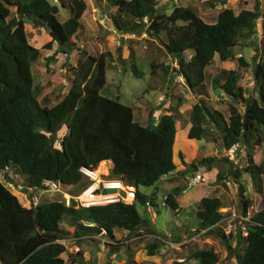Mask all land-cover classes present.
Masks as SVG:
<instances>
[{"label": "trees", "instance_id": "16d2710c", "mask_svg": "<svg viewBox=\"0 0 264 264\" xmlns=\"http://www.w3.org/2000/svg\"><path fill=\"white\" fill-rule=\"evenodd\" d=\"M94 1L109 13L118 31L145 33L157 38L176 62L177 75L183 79L187 90L199 95L189 109L187 138L203 137L206 122L212 140L220 141L221 150L235 143L243 144L245 165L240 170H232L223 163L225 158L216 155H206L197 161L208 168L213 163H222L234 178L241 172L250 178L259 205L250 210L246 220H241L246 234L240 230L224 234L219 225L224 216L219 210L222 202L217 196L199 199L196 230L210 227L206 232L223 241L226 255L235 258L237 264H264V160H254L255 149L264 140V61L253 67L256 97H245L242 75L236 69L220 68L211 76L216 89L243 104L242 113L230 103L225 116L220 110L209 107L202 97L207 92L205 69L213 58L228 59L233 55L236 41L255 32L256 19L262 18L264 22L259 1L256 0L251 9L242 8L238 12L224 7L211 23L203 21L190 6L177 4L181 0H165L171 4L169 12L158 8L160 0ZM59 3L58 6L49 0H0V173L12 185L19 183L10 177L9 170L21 175L24 191L57 182L75 196L88 183L80 168H95L101 161L109 160L112 163L109 177L133 184L136 198L132 203L118 201L89 207L65 205L62 198L42 200L26 207L0 181V264H73L61 257L66 247L56 239L71 233L84 234L78 229L82 222L94 223L108 235H112L114 228L135 232L144 222L136 203L144 204L150 199L138 187L152 186L175 169L173 145L177 124L174 114L162 113L156 124L151 125L150 119L156 116L150 112L147 124H142L134 118L132 107L100 94L106 82L105 62L111 60L109 51L98 55L83 51L84 57L76 65L68 66L72 73L68 90L54 104H50L47 95L38 99L40 87L33 84L30 66L40 52L27 41L24 18L31 19L33 26L48 34L44 48L57 46L50 57L58 52L66 53L76 47L71 38L81 25L86 3L84 0H60ZM59 7L69 11L63 21L57 18ZM109 7L113 10H108ZM186 50L191 51L188 58ZM238 61L247 66L242 57L239 56ZM151 67L156 66L151 63ZM170 67L169 64L163 66L164 73H168ZM133 70L137 76L143 74L134 66ZM62 129L65 132L59 146H55L53 136ZM194 164L189 165L190 170ZM226 177L223 171H217L216 181ZM236 184L239 192L244 189L240 182ZM180 191L177 186L167 192L166 203L175 211L178 207L175 197ZM239 201L241 214L245 215L249 211V199L245 197L243 201L241 197ZM62 220H67L73 230L60 226ZM233 237L235 243L231 245ZM158 247L159 243L154 242L145 249L147 254H154ZM189 257L197 264L220 261L219 253L213 248L194 249ZM183 262L173 260L171 264ZM127 264L140 263L129 259Z\"/></svg>", "mask_w": 264, "mask_h": 264}, {"label": "rangeland", "instance_id": "374dc122", "mask_svg": "<svg viewBox=\"0 0 264 264\" xmlns=\"http://www.w3.org/2000/svg\"><path fill=\"white\" fill-rule=\"evenodd\" d=\"M51 3L60 5V0H49ZM86 8L82 14L81 25L79 26L76 35L71 38L76 44L72 50L68 49L66 53L58 52L54 57H50L56 50L57 46L52 45L51 48H44L43 44L48 41L49 36L42 28L33 26L32 23L24 22L25 33L27 41L30 45L38 48L39 56L31 61V73L33 84L40 87L38 99L47 95L54 104L59 97H61L69 88L71 84L72 73L68 69L69 65H76L79 59L84 56L82 52L92 55H98L102 51H109L111 60L105 62V84L100 89V94L113 98L126 104L134 110V117L142 124H147V118L150 112L155 114V118H151V123L156 124L161 113L172 112L177 124L176 143L174 145L173 162L175 167L183 165L182 159L177 154V150L181 151L184 162H187L185 169L189 172L190 164L195 163L197 166L195 172L202 174L204 180L187 187V179L191 177L194 172L188 174V178L181 181L183 191H180L176 198L181 205L178 211L173 210L168 204H161L162 195L170 190V180L167 176H162L152 186H139L138 190L150 198L154 214L148 212L144 204L136 203V209L142 219L150 222L151 229L157 233L166 236L167 233L174 234L176 231L182 233L189 232L192 228L198 225L196 217V210L198 203H196L199 196L217 195L223 200V205L219 208L221 212L226 214L241 213L240 198L243 196L249 198L250 206L248 210H255L259 205V197L252 188L250 178L241 172L239 177L234 178L231 170L226 168L222 163H213L211 171L207 170L206 164L199 163L197 160L206 155H216L221 152V143L215 142L206 148L209 151H204V138L211 139L209 128L204 122L205 133L204 136L197 139H189L186 135L187 114L189 113L190 105L196 101V94L187 90L183 79L177 75V64L166 53L163 44L153 37H149L145 33L128 34L118 31L111 21L109 13L102 10L94 0H84ZM256 0H181L177 4L180 6H190L196 14L205 22H214L217 13L224 7H230L235 12L242 8L251 9ZM260 8L264 14V0H258ZM107 3V2H106ZM165 7V8H164ZM171 4L166 3L165 0H160L158 8L161 10L170 11ZM164 8V9H163ZM108 10H113L109 7ZM69 16V11L59 7L58 20L63 21ZM264 22L262 18L256 19L255 32L246 39H238L232 49L233 55L224 61H220L217 56L211 61L205 69V79L207 92L202 97L206 100L207 105L211 108L215 107L220 110L225 116L228 114V104L234 103L238 110L242 113L244 111L241 102H235L231 97L216 89L211 83V76L220 68L236 69L242 75L241 84L244 86L245 97H256V90L253 83V67L257 62L264 61ZM191 51L186 50L185 55L188 58ZM242 57L247 66L239 64L238 57ZM151 63L156 67L152 69ZM169 64L171 69L168 73H164L162 67ZM136 67L143 74L137 76L134 74ZM219 66V67H218ZM152 70L154 73H152ZM179 107L182 109L183 115L177 112ZM156 112V113H155ZM151 114V115H152ZM181 117V118H179ZM182 123V124H181ZM145 124V125H146ZM183 125L184 128H181ZM65 130L62 129L58 134L53 136V143L59 146V139ZM218 137V134H216ZM213 149V150H212ZM198 153V154H197ZM195 156L191 159L190 157ZM225 158V157H223ZM256 162L264 160V140L255 149ZM223 163L229 165L232 170L241 169L245 165V150L243 144L240 143L233 160L225 158ZM105 168V164L102 167ZM223 171L227 176L222 181H216L217 171ZM10 177H12L19 185H11L3 178L0 173V181L14 193L22 205L28 206L27 197L24 196L23 189L20 190L22 184V176L18 173H12L9 170ZM242 185V193L239 192L238 184ZM179 185V186H181ZM219 185L214 188H209ZM264 185V183H263ZM20 186V187H18ZM208 188L210 190H208ZM224 188V189H223ZM65 191V188H62ZM226 189V190H225ZM208 190V192H206ZM154 193L153 197L151 196ZM64 198L61 192L48 191L41 196V200H59ZM199 202V201H198ZM230 206V208H229ZM233 206L235 210H233ZM232 207V208H231ZM230 219L225 218L221 222V227L228 225ZM233 223V220L231 221ZM68 224L67 220H62L60 226L64 227ZM114 235H120L121 229L114 228ZM195 231H193L194 233ZM74 234L63 237V244L66 247L65 258L68 260L72 256L79 257L74 252L76 246L82 245L88 250L89 264L92 256L95 257L99 253L97 241L72 239ZM188 237V236H187ZM71 239V240H70ZM172 239V238H170ZM235 238L233 237L230 244L233 245ZM122 248V247H121ZM121 248H118L119 251ZM213 248L222 257L218 264H237L235 258L228 257L227 250L223 241L216 235L208 232L199 235L195 240H189L177 247V252L172 251V256H185L183 264H196L194 258H190L189 254L194 249ZM129 250L125 247L124 250L115 254V258L111 264H127L131 256L128 255ZM158 253V252H157ZM161 254V253H160ZM160 254H157L160 256ZM167 257V256H166ZM142 259V258H141ZM82 263V262H81ZM140 264H148L147 261L139 262Z\"/></svg>", "mask_w": 264, "mask_h": 264}, {"label": "built area", "instance_id": "2783aa9c", "mask_svg": "<svg viewBox=\"0 0 264 264\" xmlns=\"http://www.w3.org/2000/svg\"><path fill=\"white\" fill-rule=\"evenodd\" d=\"M239 145L237 143L231 145L227 150L220 154V156H224L229 160H233L235 157V152L237 151ZM109 167L106 169L105 173L100 172L97 168H88L81 167V174L87 178L88 183L85 185L80 192L73 196L66 191H64L61 186L57 182H51L46 187H40L36 189H30L29 191L23 190V195L27 197L28 207L35 206L37 203L41 202V196L48 191H58L61 192L64 197L65 205H69L72 200H76L78 206L89 207L94 205H103L108 203H113L117 201H122L124 203H131L136 198V188L133 184H127L121 179L118 178H110L107 176ZM188 178V177H187ZM203 176L195 172L191 177L187 179V187L196 184L200 181H203ZM12 185V184H11ZM20 187V186H18ZM22 186L20 190L22 191ZM103 189H114V191H106L103 192ZM167 194L162 195L161 204H166ZM146 210L152 214H154L153 206L151 200L148 199L144 203ZM249 217V212L245 215L242 214H229L227 217H222L219 222L225 220V218L233 220V223L228 221V225L222 227L225 234L230 232H236L238 230L244 235L246 234L245 228L241 223V220H246ZM210 227L201 229L196 234L192 235L184 239L181 243L174 244L170 239L172 237L171 233H167L166 236H163L155 231L147 232L145 235L152 240H155L159 243V247L157 251L159 253H164L168 247L172 246H180L181 244L189 241L195 240L199 235L206 232ZM72 239H83V240H91L97 241L98 249L102 252L114 253L118 248L124 247L129 243V239L125 235H108L103 230V233H84L72 237ZM71 240V239H70ZM56 241L63 242L64 239H56ZM178 261H182L183 258H178Z\"/></svg>", "mask_w": 264, "mask_h": 264}, {"label": "crops", "instance_id": "0c3cea01", "mask_svg": "<svg viewBox=\"0 0 264 264\" xmlns=\"http://www.w3.org/2000/svg\"><path fill=\"white\" fill-rule=\"evenodd\" d=\"M209 65H211V63L209 64ZM219 67V66H218ZM225 68V67H224ZM227 69V68H226ZM199 97V95H197V97H196V100H197V98ZM206 101V100H205ZM192 103H194V102H192ZM207 103V102H206ZM191 106V105H190ZM213 108H215V107H213ZM181 108L179 107V110H178V114L179 115H183V112H181V110H180ZM133 112H134V110H133ZM156 113V112H155ZM162 114V113H161ZM153 116H155V114L153 115ZM188 116H189V113L187 114V125H186V134H187V130H188V128H189V125H190V123H189V118H188ZM135 118V117H134ZM179 118H181V117H179ZM150 121H151V119H150ZM149 121V123L151 124V125H153V123H151ZM182 124V123H181ZM181 128H184L183 127V125H181ZM177 133V132H176ZM202 138V137H201ZM200 138V139H201ZM210 138H211V136H210ZM204 140H205V143L203 144V146H205L204 147V149H203V152L204 151H209L207 148H206V145L207 146H209V145H211V143L213 142L214 143V141L212 140V138L211 139H206V138H204ZM220 141H217V142H215V144L216 143H219ZM175 143H176V134H175V140H174V145H175ZM174 145H173V157H174ZM213 150V149H212ZM177 154L178 155H180L179 157L182 159V162H183V165L181 166V167H175V169L172 171V172H170L169 174H167V175H164V176H167L168 178V180H170V189L171 188H173V187H179L180 189H181V191H183L184 189H185V187H182V185L180 184L181 183V181L182 180H184L187 176H188V174L190 173V172H192V171H196L197 169H199L198 167H197V169H192V171H188V170H186L185 169V165H186V163H188L189 162V160H187V162H184V159H183V156H182V154H181V151L178 149L177 150ZM198 154V153H197ZM193 157H195V156H192V157H190L189 159H191V158H193ZM254 160H255V162H256V159H255V154H254ZM104 164H105V168L103 169L102 167L104 166ZM106 167H111V162L110 161H102L101 162V165H98V170L100 171V172H105L106 171ZM212 169H214V167H209V168H207V170H209V171H211ZM179 185H181V186H179ZM217 186H219V185H215V186H212V187H209V188H214V187H217ZM208 188V190H210ZM224 189V188H223ZM208 190L206 191V192H208ZM226 190V189H225ZM166 192H168V190L166 191ZM207 196H209V195H207ZM210 196H217V197H219V194H217V195H210ZM201 197H203V196H199L198 197V199H197V201H196V203H198V201H199V199L201 198ZM176 198V197H175ZM220 198V200H221V202H222V205H223V200L221 199V197H219ZM249 199V198H248ZM176 202H177V204H178V207H177V211L180 209V207H181V205L179 204V201H178V199L176 198ZM229 208H230V206H229ZM232 208V207H231ZM233 210H235V207L233 206ZM196 212V211H195ZM144 220V222L142 223V226H141V228H139L138 230H136L135 232H127V231H125V230H122V233L120 234V235H125V236H127L128 237V239H129V243L126 245V246H124V247H122L119 251H122V250H124L125 249V247L129 250V253H128V255L129 256H131V258L130 259H134L135 261H137V262H142V261H147L148 262V264H169V263H171L173 260H176L177 258H185V256H181V255H176V256H172V251L174 252V251H176L177 252V247L178 246H170V247H168L167 248V250L164 252V253H157V251H156V249H155V253L154 254H147V252H146V249H145V246L147 245V244H152V243H154V241L152 240V239H150L149 237H147L145 234L147 233V232H152V231H155V230H153V229H151L152 227L150 226V222L148 221V220H146V219H143ZM198 226V225H197ZM64 228H66V229H69V230H72V227L70 226V225H68V224H65L64 225ZM197 228V227H196ZM196 228H192L189 232H187V231H183L182 233H178L177 231H176V233H174L173 234V236H172V242L174 243V244H177V243H181L182 241H184V239H186L187 238V236H191V235H193V231L196 229ZM234 243H235V241H234ZM79 250V252H80V254H79V257L77 258V257H74V256H72L70 259H69V261H72L73 262V264H89L88 263V261L90 260L89 259V257H88V250L87 249H85V248H83L82 247V245H80V246H76L75 247V254L77 255V251ZM119 251H117V252H114V253H109V252H102V251H100L99 250V253H98V255L97 256H95V257H93L92 256V258H91V261H94V263L93 264H104V261H105V257H109L110 258V261H109V264H111V262L113 261V259L115 258V254H117ZM157 254H160V256L159 255H157ZM167 256V257H166ZM61 257L63 258V259H66L65 258V252L64 253H62L61 254ZM142 258V259H141ZM222 257H220V259H221ZM235 260V259H234ZM236 261V260H235ZM82 262V263H81ZM197 264V263H196Z\"/></svg>", "mask_w": 264, "mask_h": 264}, {"label": "water", "instance_id": "95a60500", "mask_svg": "<svg viewBox=\"0 0 264 264\" xmlns=\"http://www.w3.org/2000/svg\"><path fill=\"white\" fill-rule=\"evenodd\" d=\"M24 22L32 23V20L25 17ZM194 169H197V166L194 165ZM106 191H114V189H103V192H106ZM241 193H242V189H241ZM242 199L243 201L245 200V197L243 195H242ZM76 204H77L76 200H72V205L75 206ZM78 229L84 232H88V233H97V234L103 233L102 228L98 227L96 224L87 223V222L80 223L78 225ZM109 261H110V258L108 256L105 257L104 264H109Z\"/></svg>", "mask_w": 264, "mask_h": 264}, {"label": "clouds", "instance_id": "9594fccd", "mask_svg": "<svg viewBox=\"0 0 264 264\" xmlns=\"http://www.w3.org/2000/svg\"><path fill=\"white\" fill-rule=\"evenodd\" d=\"M55 1H56V0H55ZM237 144L240 145V143H237ZM226 150H227V149H226ZM224 151H225V150H224ZM224 151L221 150L220 154L223 153ZM220 154H218V157H224V156H220ZM225 158H226V157H225ZM227 159H228V158H227ZM108 161H109V160H108ZM101 162H102V161H101ZM110 162H111V161H110ZM99 164H100V163H99ZM99 164H98V165H99ZM111 166H112V163H111ZM95 168L98 169V166L95 167ZM107 168H108V167H106V169H107ZM110 168H111V167H110ZM110 168H109V170H108V174H109ZM105 172H106V171H105ZM105 172H102V173H105ZM193 172L195 173V171H193ZM108 174H107V176L109 177ZM201 175H202V174H201ZM110 178H112V177H110ZM186 178H187V177H186ZM118 179H119V178H118ZM122 181H123V180H122ZM135 188H136V187H135ZM79 192H80V191H79ZM67 193H68V192H67ZM164 194H167V192L164 193ZM244 197H245V196H244ZM63 199H64V198H63ZM41 201H42V200H41ZM117 202H118V201H117ZM121 202H122V201H121ZM20 203H21V202H20ZM123 203H124V202H123ZM131 203H132V202H131ZM71 204H72V202H71ZM166 204H167V203H166ZM103 205H104V204H103ZM23 206H24V205H23ZM72 206H73V205H72ZM75 206H78V205L76 204ZM94 206H95V205H94ZM26 207H28V206H26ZM248 212H249V215H250V210H249ZM237 214H241V213H237ZM228 215H229V214H226V215L224 214L223 217H225V216L227 217ZM219 223L221 224V222H219ZM92 224H94V223H92ZM220 224H219V225H220ZM220 226H221V225H220ZM221 228H222V227H221ZM200 230H201V229H200ZM200 230H196V229H195V230H194L195 232L193 233V235L196 234L197 232H199ZM222 230H223V229H222ZM155 232H156V231H155ZM223 232H224V231H223ZM85 233H88V232H85ZM204 233H206V232H204ZM112 234H113V233H112ZM202 234H203V233H202ZM224 234H225V233H224ZM228 234H229V233H228ZM233 234H235V233L233 232ZM75 236H77V235H75ZM172 236H173V234H172ZM191 236H192V235H191ZM191 236H188V237H191ZM188 237H187V238H188ZM171 238H172V237H171ZM171 240H172V239H171ZM153 241H154V242H157V241H155V240H153ZM62 243H63V242H62ZM157 243H158V242H157ZM117 251H118V250H117ZM117 251H116V252H117ZM157 252H158V251H157ZM177 259H178V258H177ZM177 259H176V261H178ZM182 261H185V259L183 258ZM182 261H179V262H182ZM169 264H171V263H169Z\"/></svg>", "mask_w": 264, "mask_h": 264}]
</instances>
